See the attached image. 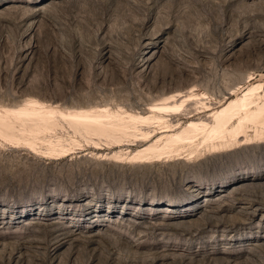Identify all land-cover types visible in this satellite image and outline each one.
Wrapping results in <instances>:
<instances>
[{
  "label": "rangeland",
  "instance_id": "obj_1",
  "mask_svg": "<svg viewBox=\"0 0 264 264\" xmlns=\"http://www.w3.org/2000/svg\"><path fill=\"white\" fill-rule=\"evenodd\" d=\"M254 85L264 0H0V264H264L252 127L134 158Z\"/></svg>",
  "mask_w": 264,
  "mask_h": 264
},
{
  "label": "bare ground",
  "instance_id": "obj_2",
  "mask_svg": "<svg viewBox=\"0 0 264 264\" xmlns=\"http://www.w3.org/2000/svg\"><path fill=\"white\" fill-rule=\"evenodd\" d=\"M261 89L262 85L248 87L244 93L232 99L224 107L212 112V120L191 121L188 125L189 129L183 135L177 133L168 135L163 148L147 147L138 150L134 158L139 161H148L151 158L173 153L178 145L190 144L194 146L196 141L201 138L204 143L210 142L215 148H224L230 145L233 139L248 138V127H252L254 137L264 139V94H260ZM189 99H196L198 103H201L202 100L198 96L189 95L180 103L155 106V109L160 112L179 110L184 102ZM204 106L207 105L204 104ZM137 119L140 122L147 123L151 120V116L142 115ZM158 119L162 118L158 117ZM0 124H4L0 126V130L7 128L5 120ZM215 141H219L220 144L216 145Z\"/></svg>",
  "mask_w": 264,
  "mask_h": 264
}]
</instances>
